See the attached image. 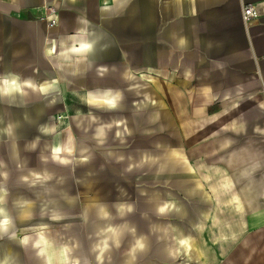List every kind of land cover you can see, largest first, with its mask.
Instances as JSON below:
<instances>
[{"label": "crops", "instance_id": "obj_1", "mask_svg": "<svg viewBox=\"0 0 264 264\" xmlns=\"http://www.w3.org/2000/svg\"><path fill=\"white\" fill-rule=\"evenodd\" d=\"M246 5L260 10L247 23ZM147 71L170 80L171 99L155 103L138 77ZM11 78L22 86L17 94L2 90ZM97 89L118 105L90 103ZM76 98L93 113L129 108L135 98L192 104L190 114L200 107L207 117L217 105L215 115L232 124L210 138L207 186L234 219L215 232L227 236L217 250H235L230 264L264 262V0H0V220H9L0 241L25 243L46 219L68 216L59 142L43 139L55 129L50 116H72L66 105ZM104 132L99 125L97 141ZM35 246L45 264L66 259L52 236L40 232ZM3 248L0 264H17Z\"/></svg>", "mask_w": 264, "mask_h": 264}, {"label": "rangeland", "instance_id": "obj_2", "mask_svg": "<svg viewBox=\"0 0 264 264\" xmlns=\"http://www.w3.org/2000/svg\"><path fill=\"white\" fill-rule=\"evenodd\" d=\"M148 71L138 77L153 89L154 101L171 99L170 80ZM68 102L72 116H50L55 129L43 141L54 145L58 139V160L68 172L69 187L62 202L70 211L66 218L46 219L28 231L25 243L0 241L3 249L12 250L17 264H45L35 246L40 232L65 249L66 259L58 264L235 262V250H217L219 238L227 236L215 233L234 219L223 217L224 204L207 186L214 177L210 138L232 124L215 115L217 105L209 107L207 117L200 107L190 114L192 104L151 106L148 99L129 100V108L108 113L89 112L77 98ZM99 125L105 126L102 142L94 135ZM260 254L264 260V251Z\"/></svg>", "mask_w": 264, "mask_h": 264}, {"label": "bare ground", "instance_id": "obj_3", "mask_svg": "<svg viewBox=\"0 0 264 264\" xmlns=\"http://www.w3.org/2000/svg\"><path fill=\"white\" fill-rule=\"evenodd\" d=\"M13 80H15L16 81V83H18V84H20L18 81H17V79H15V78H11V80L9 81V82H11V81H13ZM3 90V89H2ZM22 90V89H21ZM9 93H16L17 94V92L18 91H15V90H13V91H8ZM88 100H89V102L90 103H92L93 105H101V107H102V105H104V104H108V103H106V101H108V100H114V102H115V106L116 105H118V102H117V98H116V96L114 95V93L112 94H109V93H107V92H105L104 90H99V89H97L96 91H94V92H92V93H90L89 94V98H88ZM109 105V104H108ZM56 151V150H55ZM58 151V150H57ZM1 259V258H0Z\"/></svg>", "mask_w": 264, "mask_h": 264}, {"label": "clouds", "instance_id": "obj_4", "mask_svg": "<svg viewBox=\"0 0 264 264\" xmlns=\"http://www.w3.org/2000/svg\"><path fill=\"white\" fill-rule=\"evenodd\" d=\"M28 87H31V84L26 85ZM22 88V86L18 83H16L15 80L9 82V81H4L3 82V91L8 92V91H20ZM106 103H108L110 106L114 107L115 106V102L114 100H108L106 101ZM163 211V209H162ZM0 215H2V213H0ZM9 224V220L5 217L4 219L0 220V230H6L7 226ZM41 242H43V238L41 237ZM39 246V245H37ZM105 246H106V242H105ZM137 246L138 247H142V245L137 242Z\"/></svg>", "mask_w": 264, "mask_h": 264}, {"label": "built area", "instance_id": "obj_5", "mask_svg": "<svg viewBox=\"0 0 264 264\" xmlns=\"http://www.w3.org/2000/svg\"><path fill=\"white\" fill-rule=\"evenodd\" d=\"M260 15V10L257 6L253 5H246L243 8V19L245 23L250 22L251 20H254V18L258 17ZM57 19H49L48 25L53 27L56 26Z\"/></svg>", "mask_w": 264, "mask_h": 264}, {"label": "snow or ice", "instance_id": "obj_6", "mask_svg": "<svg viewBox=\"0 0 264 264\" xmlns=\"http://www.w3.org/2000/svg\"><path fill=\"white\" fill-rule=\"evenodd\" d=\"M87 48V46H85V48H82V49H74L73 51H85Z\"/></svg>", "mask_w": 264, "mask_h": 264}]
</instances>
